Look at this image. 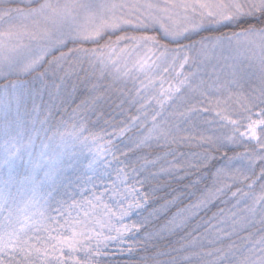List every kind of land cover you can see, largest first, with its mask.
<instances>
[{
    "label": "snow or ice",
    "instance_id": "snow-or-ice-1",
    "mask_svg": "<svg viewBox=\"0 0 264 264\" xmlns=\"http://www.w3.org/2000/svg\"><path fill=\"white\" fill-rule=\"evenodd\" d=\"M0 264H264V0H0Z\"/></svg>",
    "mask_w": 264,
    "mask_h": 264
}]
</instances>
